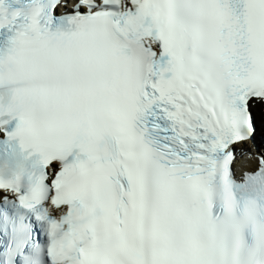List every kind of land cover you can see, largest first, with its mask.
Returning <instances> with one entry per match:
<instances>
[{
	"label": "snow or ice",
	"instance_id": "6c2138e0",
	"mask_svg": "<svg viewBox=\"0 0 264 264\" xmlns=\"http://www.w3.org/2000/svg\"><path fill=\"white\" fill-rule=\"evenodd\" d=\"M0 264H264V0H0Z\"/></svg>",
	"mask_w": 264,
	"mask_h": 264
}]
</instances>
